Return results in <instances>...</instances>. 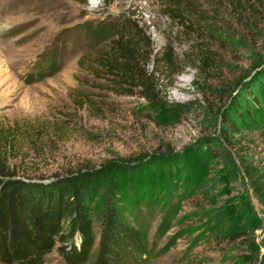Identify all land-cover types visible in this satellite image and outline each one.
Returning <instances> with one entry per match:
<instances>
[{
    "label": "rangeland",
    "instance_id": "obj_1",
    "mask_svg": "<svg viewBox=\"0 0 264 264\" xmlns=\"http://www.w3.org/2000/svg\"><path fill=\"white\" fill-rule=\"evenodd\" d=\"M210 1L198 32L215 68L203 77L190 43L156 0H0V133L12 135L4 147L8 171L48 181L107 166L120 204L145 224L150 253L141 264H264V207L242 171L247 159L264 173V140L244 115L255 104L249 83L264 60V25L240 20L224 0ZM121 15L147 38L145 70H158L155 58L165 52L177 60L179 74L155 75L153 100L139 88L116 86L94 66L96 47L84 29ZM232 98L244 125L226 133L220 119L234 109ZM129 182L146 190L143 201L123 194ZM240 213L258 228L236 235ZM43 264L65 263L52 251Z\"/></svg>",
    "mask_w": 264,
    "mask_h": 264
},
{
    "label": "trees",
    "instance_id": "obj_2",
    "mask_svg": "<svg viewBox=\"0 0 264 264\" xmlns=\"http://www.w3.org/2000/svg\"><path fill=\"white\" fill-rule=\"evenodd\" d=\"M156 1L163 16L179 29L177 36L185 37L190 43L187 51L198 74L204 77L212 72L215 59L203 44L198 26L204 16L201 8L207 6L206 11L212 12L213 2ZM224 1L240 20L264 25V0ZM83 33L90 45L96 47L94 66L111 77L116 86L139 88L140 96L145 99L157 97L156 74H168L171 70L180 73L176 58L166 52L155 58L158 70H145L147 38L129 17H106L97 24L87 25ZM255 67L257 72L249 83L255 104L244 115L250 119V128L256 129L264 140V60ZM41 69H38L40 73ZM236 100L232 98L234 109L220 119L226 133H237L244 125L242 113L234 114L239 109ZM11 137L0 133V264H43L45 256L52 251L65 264L145 262L150 253L145 224L120 204L123 201L117 197L120 190L112 170L107 166L77 169L53 175L48 181L15 178L8 171L4 157V147ZM242 171L257 202L264 207L263 169L243 159ZM123 188L124 195H135L138 202L143 201L146 190H139L138 184L129 182ZM253 221L256 224L250 228ZM257 223L250 215L240 213L233 231L243 236L258 228Z\"/></svg>",
    "mask_w": 264,
    "mask_h": 264
}]
</instances>
